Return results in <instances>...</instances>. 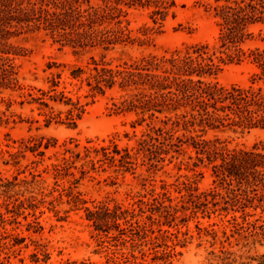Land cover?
I'll return each mask as SVG.
<instances>
[{
	"label": "rangeland",
	"instance_id": "1",
	"mask_svg": "<svg viewBox=\"0 0 264 264\" xmlns=\"http://www.w3.org/2000/svg\"><path fill=\"white\" fill-rule=\"evenodd\" d=\"M175 1L174 15L168 14L161 23L153 22L148 9H129L133 36L140 35L144 27H153L148 43L143 45L73 48L54 42L43 32H26L9 39L17 53L9 56L16 66L19 86L0 89V258L8 256L11 264H65L73 260L85 264H127L122 253H131L135 258L130 259L136 264H258L259 256L264 253V239L250 236L244 228L238 229L235 222H243L241 210L230 202L224 203L220 197L215 198V205L195 207L188 201L182 182H191L197 193L211 189L224 193L213 182L214 175L206 160L193 166L196 159L192 148L174 153L170 161L165 160L162 168L154 172H148L141 164L134 172L123 173L105 165L97 166L74 182L84 162L79 159L75 162L77 168L70 169L73 175L55 177L52 165L70 156L66 148L83 154L84 146L98 147L110 141L119 147H131L147 123L165 126L160 120L162 115L140 122L139 115L133 111H114L118 92L108 90L103 95L92 96L86 83L72 79L70 72L74 66L86 65L92 56L115 64L149 53L168 55L188 45L216 43L217 19L210 6L213 0ZM251 29L255 35L243 45L245 49L264 45L260 39L264 38V26L258 24ZM253 70V65L245 59L225 64L207 79L225 86L246 85ZM56 72H60L56 89L64 90L67 97L83 107L76 125L64 119L69 105L52 104L54 111L62 112L61 121L52 120L46 126L48 108L30 102L28 94L37 95V88L47 89ZM214 133L225 138L229 148L256 146L264 151V129L208 132L205 137ZM34 140L42 143L48 140L50 146L40 145L37 150H31L27 146H32ZM39 150L43 152L40 154ZM163 185L170 198H164L163 202L168 206L167 214L149 204L153 196L163 192ZM75 195L78 201H74ZM30 197L34 198L36 207L22 209L23 214L16 215L15 206L19 201L28 206ZM99 204L110 208L121 205L132 212L131 221L143 225L145 233L132 235L123 219H119L120 227L125 228L123 234L114 227L106 233L97 231L86 218L85 207L93 209ZM245 211L250 214L245 217L247 221L260 215L259 209L248 207ZM34 220L41 228L35 232L27 230V223ZM14 235L24 240L2 248L3 242L10 245Z\"/></svg>",
	"mask_w": 264,
	"mask_h": 264
},
{
	"label": "trees",
	"instance_id": "2",
	"mask_svg": "<svg viewBox=\"0 0 264 264\" xmlns=\"http://www.w3.org/2000/svg\"><path fill=\"white\" fill-rule=\"evenodd\" d=\"M210 6L218 26L216 43L211 46L207 43L193 44L168 55L149 53L115 64L103 57L96 59L92 56L86 65L72 68L70 77L84 81L92 96L103 95L108 90L119 93L118 103L113 102L114 111H133L139 115L140 122L162 115L160 120L165 126L147 123V128L131 147H119L110 141L98 147L84 146L83 154L66 148L70 156L62 157L61 163L52 166L55 177L73 175L70 169H76L75 162L83 159L79 166L80 176L74 178L77 182L97 166L103 168L106 165L123 173L134 172L141 164L148 172H154L162 168L165 160L170 161L174 153L192 148L196 159L193 166L206 160L214 175L213 182L224 193L216 189L197 193L191 182H182L188 201L199 207L208 203L215 205V198L220 197L224 203L230 202L241 210L243 222H235L238 229L244 228L250 236L264 239V151L256 146L229 148L227 140L216 133L205 137L208 132L243 133L254 128L264 129V45L243 47L254 38L251 28L258 24L264 26V0H213ZM175 7V0H0V89L19 86L16 66L9 56L17 54L9 42L14 36L43 32L54 42L81 49L96 46L108 49L127 43L143 45L148 43L153 27H144L139 31L140 35L133 36L129 28V9H148L153 22L161 23L168 14L174 15ZM260 39L264 41V38ZM245 59L254 67L248 84L225 86L207 79L225 64L240 63ZM59 79L60 72L54 73L47 89L37 88V95L28 94L30 102H36L40 108H48L46 126L52 120L61 121L62 112L54 111L52 104L69 105L64 119L68 124L76 125L83 107L67 97L64 90L56 89ZM40 145L50 146L48 140L43 143L34 140L32 146L27 147L37 150ZM42 152L39 150L40 154ZM87 164L89 168H85ZM162 189L163 192L153 196L149 204L167 214L168 206L163 202L164 198H170L164 185ZM33 200V197L27 199L26 207L24 201H19L14 213L20 215L23 214L22 209H34L36 204ZM78 200L75 195L74 201ZM248 207L260 210V215L253 221L245 218L250 215L245 211ZM85 210L86 218L99 232L106 233L114 227L123 234L125 228L119 223V219H123L132 235L145 233L143 225L131 221L132 212L121 205L110 208L99 204L93 209L85 207ZM129 213L131 218L127 219ZM40 228L38 221L34 220L27 223L26 229L35 232ZM12 240L10 245L3 242L2 248H10L22 242L24 237L14 235ZM130 257L135 258L131 253H122L123 262L136 264ZM0 264H11L8 256L0 258ZM65 264L85 262L73 260ZM258 264H264V253L259 256Z\"/></svg>",
	"mask_w": 264,
	"mask_h": 264
}]
</instances>
